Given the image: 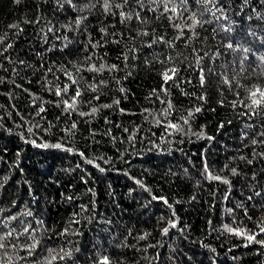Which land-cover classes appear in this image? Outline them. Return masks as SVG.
<instances>
[{"label":"trees","instance_id":"16d2710c","mask_svg":"<svg viewBox=\"0 0 264 264\" xmlns=\"http://www.w3.org/2000/svg\"><path fill=\"white\" fill-rule=\"evenodd\" d=\"M258 89L264 0H0V264H264Z\"/></svg>","mask_w":264,"mask_h":264},{"label":"snow or ice","instance_id":"6c2138e0","mask_svg":"<svg viewBox=\"0 0 264 264\" xmlns=\"http://www.w3.org/2000/svg\"><path fill=\"white\" fill-rule=\"evenodd\" d=\"M228 47H232V45H228ZM167 79H169V77L167 76V74L165 75V80H167ZM257 95H259V97L261 98V99H253V104L254 105H259V104H261V102L262 101H264V90H257L256 92H253L252 93V96L253 97H256ZM197 111H199V109H197ZM45 147H47V145H45ZM53 147H56V148H59V147H61V145H59V144H56V145H53ZM215 179H219V177H214ZM262 231H264V229H261ZM165 231H167V229H165ZM229 231H232L231 229H229ZM237 234H239V233H237ZM247 239L249 240V241H252V240H254V237L253 236H248L247 237ZM260 243H264V241H261ZM105 264H107V261H105Z\"/></svg>","mask_w":264,"mask_h":264}]
</instances>
